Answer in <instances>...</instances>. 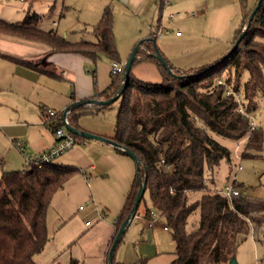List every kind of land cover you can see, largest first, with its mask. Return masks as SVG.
I'll return each mask as SVG.
<instances>
[{"label":"trees","instance_id":"1","mask_svg":"<svg viewBox=\"0 0 264 264\" xmlns=\"http://www.w3.org/2000/svg\"><path fill=\"white\" fill-rule=\"evenodd\" d=\"M241 6L243 21L230 50L240 34L247 28L248 31L228 57L222 60L227 52L191 71L178 70L168 62L172 72L182 76L176 77L151 56L159 49L156 34L152 33L141 41L134 64L153 63L161 82L142 81L131 71L130 81L118 99L116 126L109 138L137 156L140 177L143 181L146 179L137 214L143 204L146 221L151 222L158 216L169 229L176 244L173 264H228L236 257L241 235L252 234L264 244V200L241 193L228 197L215 186V173L220 164L225 161L230 165L232 161L231 150L220 139L243 142L242 158H250L253 152L264 148V132L259 127L253 129L251 121V114L258 107L257 99L264 95V0L249 27L255 6L251 8L248 0H241ZM39 22V14L28 10L17 23L0 19V34L45 44L54 53L78 54L94 64L101 56L119 62L111 5L104 8L101 19L92 27L97 41L84 38L71 41L57 30L40 27ZM9 59L59 79L41 64ZM245 72L249 77L243 82ZM123 74L112 76L110 86L97 96L112 98L119 90ZM94 82L97 85L95 72ZM94 107L85 104L60 115L66 113L71 126L84 130L80 119L93 113ZM117 149L124 153L120 147ZM78 173L77 167L56 165L53 161L41 167L26 165L22 170L3 173L0 177V264H35L50 240L47 216L53 198ZM239 185L234 181L229 186L239 190ZM139 188L136 172L116 220L117 230L130 215ZM193 193H200V197L191 200ZM197 211L200 213L198 226L189 230L190 218ZM71 264L79 262L73 259Z\"/></svg>","mask_w":264,"mask_h":264},{"label":"rangeland","instance_id":"2","mask_svg":"<svg viewBox=\"0 0 264 264\" xmlns=\"http://www.w3.org/2000/svg\"><path fill=\"white\" fill-rule=\"evenodd\" d=\"M248 4L252 8L256 0H248ZM107 5H111L113 9L114 36L119 63L123 65L130 59L134 47L155 33L157 46L176 69L191 71L200 68L230 51L236 31L243 21L241 0H173L172 2L148 0L144 11H137L136 7H129L120 0H0V19L16 23L23 20L25 11L31 7L32 11L44 18L42 25L44 29L57 30L59 34L71 41H79L82 38L97 41L92 33V27L98 22L95 21L96 11L101 10L102 12ZM172 15L173 19H171ZM53 20L59 21L58 27L51 26L50 22ZM177 32L182 37L177 38ZM262 42L264 43V39ZM112 64L113 61L106 56H101L96 64L89 67L92 72L96 73L99 90L110 84ZM13 67L7 57L1 56L0 72L5 73V76H0V88H2L0 89V102H3L0 103V121L6 118L9 109L14 104L22 112L21 120L32 124L36 122L43 124L45 121L41 110L42 108L54 109L49 101H46L47 96L53 95L54 89L52 87L31 89L32 95H26V97L25 95L21 97L12 95L8 92L4 82L11 79L13 74L11 68ZM132 71L142 81L161 82V76L151 62L138 61L134 64ZM248 77V73L245 72L242 77L243 82H246ZM257 102L258 107L251 114V121L256 128L259 127L264 132V95H260ZM119 106L120 101L117 100L110 105L93 108V113L85 116L86 125L112 132L116 126ZM54 110L65 111L56 108ZM22 129L17 128L15 134L21 135L24 132ZM220 140L231 150L232 161L230 165L223 161L216 170V188L224 191L227 186L236 181L240 184L238 189L241 194L264 200V148L253 152L250 158H242L243 142ZM94 143L104 142L88 139L85 143L67 150L53 160L56 165L74 166L80 169V173L73 176L65 184L64 189L54 196L51 207L55 210L59 208L67 210L72 216L76 215L77 227L86 230L85 232L102 222L100 214H104L105 220L109 223L114 221L115 214L123 206L125 196L131 188L137 171L132 158H127L132 163L129 170L127 167H120L121 169L115 167L114 170L108 171L107 175L92 171L87 155L82 158H76L75 155ZM98 145H101V148L108 147L102 146L106 144ZM43 153H32V160ZM94 159H98V155ZM98 162L103 167H109V162L105 159ZM26 165L25 160L24 167ZM199 197L200 193L191 194V200ZM143 210L144 205L142 204L139 216L131 223L119 243L115 252L116 263L121 261L127 264H145L144 258L139 257L137 251L139 243L142 242V230L149 229L140 217ZM199 219L200 213L197 211L190 218L189 230L197 228ZM86 222L89 224L87 228ZM82 238L81 241L84 243L86 237L84 238L83 235ZM164 239V249L171 252L175 244L169 235H166ZM70 252L80 264H97L94 258H88L85 262V251L80 242L72 245ZM236 259L239 264L263 263L264 244L256 241L252 234L241 235L238 238ZM167 261V264H173L171 259ZM150 264H159V261Z\"/></svg>","mask_w":264,"mask_h":264},{"label":"crops","instance_id":"3","mask_svg":"<svg viewBox=\"0 0 264 264\" xmlns=\"http://www.w3.org/2000/svg\"><path fill=\"white\" fill-rule=\"evenodd\" d=\"M120 1L129 7H136V9H138L137 11H144V7L148 0ZM28 10L34 12L31 10V7H29L25 11L24 17ZM100 11L101 10L96 11L95 21L99 22L101 19L104 9L102 12ZM98 14L99 16L97 17ZM41 18L43 17L40 16V19ZM39 23L40 27H42L43 23ZM50 24L53 26L52 21ZM58 26L59 21L56 27ZM176 36L177 38L182 37V35ZM137 45L134 47V49L137 47ZM1 56L14 58L17 60L32 61L34 63L41 64L45 66L47 70L52 71L57 76H59V79L52 78L45 74L38 73L37 71L27 68L23 65H19L8 58L9 62H11L14 66L11 68L13 72L11 79L4 82L8 88V92L17 97H21V95H25L26 97V95H32L30 91L31 89L38 90L41 87H52L54 89L53 95L47 96L46 101H49L54 109H63L66 111L75 103H82L93 99L104 100L105 98L98 97L97 93L104 91L110 86L112 82L111 74L110 84L106 88L99 90L94 82V71L92 72L89 69V67L94 64L92 61L78 54L54 53L52 52L51 48L45 44L32 42L13 36L0 34V58ZM0 76L4 77L5 73L1 74L0 72ZM61 83L66 85H59ZM94 106H96L94 108H98L97 105ZM11 107L12 108L9 109L10 111H8L9 113L7 114L6 118L0 121V176H2L4 172L24 169V161L26 160V156L31 157L32 153L45 152L47 149L53 147L56 143V137L50 123L41 124L40 122H36L32 124L26 120H21V110L14 104ZM92 110L94 109L92 108ZM2 115H4V113H2ZM85 116L86 115L82 116L79 122L85 131L106 138L113 136L114 130L112 132H106L94 126L86 125ZM17 128H23L22 130L24 132L21 135L15 134V130ZM18 140L21 141L24 151L16 146L15 142ZM98 144H106L102 146L108 147L101 148V145ZM85 155H87L88 160H90V169L94 172H100L104 175H107V173H109L108 171L111 169L114 170L115 167H117V169H121L120 167H127V170H129L132 164L131 161H128L129 159H127L131 158L130 156L119 152L117 147L105 142L91 144L84 150H81V152L77 153L75 156L76 158H82V156ZM97 155L98 159H94V157ZM103 159L109 162V167H103L101 163L99 164L98 161ZM84 175H86L85 172ZM52 208L53 207H50L47 216L50 240L42 254L36 258L35 264H71L73 259L79 262V260L73 256L72 252H70L72 245L77 242H80L85 251V262L88 260V258H94L93 260L97 262V264H108L109 252L118 232L116 220L123 206L120 208L119 212L115 214L113 222L109 223L107 220H105L104 214H100L102 217V222L87 232H85L86 230H81L77 227L76 215L72 216L69 212H67V210L65 211L64 209L61 210L59 208L58 210H55ZM143 213L144 210L141 212L140 217L149 229H143L141 232L142 242L139 243L137 247L139 257L144 258L145 264H150L154 261H159V264H167V259H171V263L174 262L176 258V244L169 229L164 226L163 221L160 220L158 216L151 222H148L143 218ZM138 216L139 215L136 214V217ZM88 225V222H86V228ZM158 226L160 228L157 229L156 227ZM83 235L84 238L86 237L84 243L81 241L83 240ZM166 235H169L175 244L174 249L171 250V252H167V250L164 249L165 245L163 241L165 240L164 237ZM144 238H146L148 242ZM118 247L119 244L116 247V250ZM148 249H150V251ZM116 250L114 251V259ZM119 263L127 264L121 261Z\"/></svg>","mask_w":264,"mask_h":264},{"label":"water","instance_id":"4","mask_svg":"<svg viewBox=\"0 0 264 264\" xmlns=\"http://www.w3.org/2000/svg\"><path fill=\"white\" fill-rule=\"evenodd\" d=\"M261 4H262V0H258L251 16H250V19H249V22H248V27L250 26V23L251 21L253 20L254 16L256 15L257 11L259 10V8L261 7ZM247 31H248V28L245 29L241 34L240 36L238 37V39L236 40L235 44L233 45L232 49L227 53V55L222 59L224 60L226 57H228L240 44V42L243 40V38L245 37V35L247 34ZM141 48V42L137 45V47L133 50L132 54H131V57L130 59L127 61V63L125 64V72L123 74V81L119 87V90L117 91V93L110 99H104V100H97V99H93V100H89V101H85V102H82V103H75L74 105H72L69 109H67L66 113L68 111H73L75 109H77L78 107L80 106H83L85 104H94V105H97V106H107V105H110L112 104L113 102L117 101L125 87L127 86V84L129 83L130 81V73L132 71V67H133V64H134V61L137 57V54H138V51L139 49ZM152 57L156 58L158 61L161 62V64L163 65V67L165 69H167L170 73H172L173 75H175L170 66H169V63L168 61L165 59V57L162 55V53L160 52L159 49H157L156 53L155 54H151ZM220 62H218L217 64H219ZM214 66H211V68H214ZM176 77H182V76H179V75H175ZM66 113L64 115V118L66 119ZM65 127L71 131L72 133L80 136V137H83L85 139H91V140H97V141H102V142H105V143H109L115 147H120L124 153L128 156H130L136 163V172H137V176H138V179H139V182H140V188L138 190V193H137V196H136V200H135V203L133 205V208L130 212V215L127 217V219L122 223L120 229L118 230L117 232V235L114 239V242H113V245L111 247V250L109 252V261H108V264H114V251L116 250V247L118 246L122 236L125 234L128 226L130 225V223L133 221V219L136 217V214H137V211H138V208L140 206V203L143 199V196L145 194V190H146V179L143 181L140 177V174H139V166H138V158L137 156L132 152L130 151L129 149L119 145L118 143H116L115 141L109 139V138H106V137H103V136H100V135H96V134H93V133H90L88 131H85V130H78L77 128L71 126L67 121H65L64 123ZM228 264H239L236 257H233Z\"/></svg>","mask_w":264,"mask_h":264},{"label":"built area","instance_id":"5","mask_svg":"<svg viewBox=\"0 0 264 264\" xmlns=\"http://www.w3.org/2000/svg\"><path fill=\"white\" fill-rule=\"evenodd\" d=\"M168 1L172 2L173 0H168ZM171 19H173V15L171 16ZM40 22L44 23V19L41 18ZM52 25L57 26L58 21L53 20ZM177 35H180V33H177ZM124 72H125V65L120 64L119 62H113L112 69H111L112 76L123 74ZM41 113L44 116V121H45L44 123L46 124L50 123L51 127L54 128L56 143L51 149H49L48 151H45L42 155H40L35 160L34 159L32 160L30 156H26V162H27V165L29 166L37 165L41 167L44 163L52 162L56 157H58L59 155H62L67 150H70L71 148L77 145L85 143V141L80 136L72 133L65 127L64 123L65 121H67V119H65L64 116L60 115V112H57L56 110L51 109V108H42ZM252 128L253 129L256 128L254 123L252 124ZM15 144L22 151H24V148L21 145V142L16 141ZM221 193L227 195L228 197L240 195V191L231 186H227L224 191H221ZM257 264H264V262L257 263Z\"/></svg>","mask_w":264,"mask_h":264}]
</instances>
